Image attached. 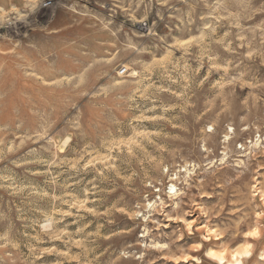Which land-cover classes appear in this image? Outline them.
I'll list each match as a JSON object with an SVG mask.
<instances>
[{"label": "rangeland", "instance_id": "1", "mask_svg": "<svg viewBox=\"0 0 264 264\" xmlns=\"http://www.w3.org/2000/svg\"><path fill=\"white\" fill-rule=\"evenodd\" d=\"M248 247L264 264V0H0V264Z\"/></svg>", "mask_w": 264, "mask_h": 264}, {"label": "bare ground", "instance_id": "2", "mask_svg": "<svg viewBox=\"0 0 264 264\" xmlns=\"http://www.w3.org/2000/svg\"><path fill=\"white\" fill-rule=\"evenodd\" d=\"M250 247V246H249ZM245 248L242 251H237L232 255L233 262H228L225 256L222 254L218 255L212 252L211 250L208 252V256L215 258L220 264H243V259H248L252 257L251 249Z\"/></svg>", "mask_w": 264, "mask_h": 264}, {"label": "built area", "instance_id": "3", "mask_svg": "<svg viewBox=\"0 0 264 264\" xmlns=\"http://www.w3.org/2000/svg\"><path fill=\"white\" fill-rule=\"evenodd\" d=\"M125 72H126L125 70L121 71L122 74H124Z\"/></svg>", "mask_w": 264, "mask_h": 264}]
</instances>
